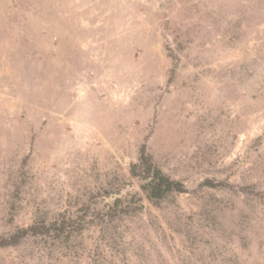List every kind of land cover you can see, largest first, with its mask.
I'll use <instances>...</instances> for the list:
<instances>
[{"label":"rangeland","instance_id":"rangeland-1","mask_svg":"<svg viewBox=\"0 0 264 264\" xmlns=\"http://www.w3.org/2000/svg\"><path fill=\"white\" fill-rule=\"evenodd\" d=\"M64 216L0 264H264V0H0V236Z\"/></svg>","mask_w":264,"mask_h":264},{"label":"trees","instance_id":"trees-1","mask_svg":"<svg viewBox=\"0 0 264 264\" xmlns=\"http://www.w3.org/2000/svg\"><path fill=\"white\" fill-rule=\"evenodd\" d=\"M129 174L138 184V192L126 194L115 198L108 206L106 212L110 216L117 214L118 211L125 215L137 211L143 205V201L158 206L162 201L176 194L186 193L183 182L171 178L164 173L153 161L150 154L142 146L139 151L138 159L129 166ZM208 187H218L223 184L214 183L206 180L202 184ZM109 192H106L108 195ZM83 218L82 216L80 217ZM74 219L70 217H62L59 220L47 222L42 219H34L33 222L25 228H16L5 237L0 236V248L15 247L27 238H38L53 235L59 237L64 234L68 226L74 224ZM81 227L80 225L78 226Z\"/></svg>","mask_w":264,"mask_h":264}]
</instances>
